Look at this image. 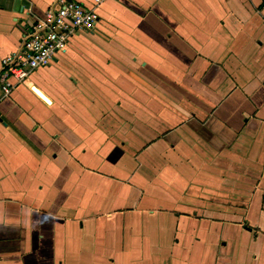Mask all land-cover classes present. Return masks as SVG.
Listing matches in <instances>:
<instances>
[{
	"label": "crops",
	"instance_id": "crops-1",
	"mask_svg": "<svg viewBox=\"0 0 264 264\" xmlns=\"http://www.w3.org/2000/svg\"><path fill=\"white\" fill-rule=\"evenodd\" d=\"M58 1L0 0V72ZM97 12L0 103V264H264V0Z\"/></svg>",
	"mask_w": 264,
	"mask_h": 264
},
{
	"label": "built area",
	"instance_id": "built-area-1",
	"mask_svg": "<svg viewBox=\"0 0 264 264\" xmlns=\"http://www.w3.org/2000/svg\"><path fill=\"white\" fill-rule=\"evenodd\" d=\"M94 0L90 8L74 0H59L57 7L46 12L25 37L22 48L5 57L0 72V103L39 68L46 67L64 52L70 38L80 30L92 29L99 20Z\"/></svg>",
	"mask_w": 264,
	"mask_h": 264
},
{
	"label": "water",
	"instance_id": "water-1",
	"mask_svg": "<svg viewBox=\"0 0 264 264\" xmlns=\"http://www.w3.org/2000/svg\"><path fill=\"white\" fill-rule=\"evenodd\" d=\"M35 92L41 97L43 98L45 101H47V99L45 98V96H43L37 89H35Z\"/></svg>",
	"mask_w": 264,
	"mask_h": 264
}]
</instances>
